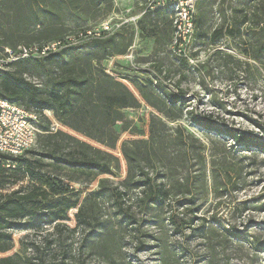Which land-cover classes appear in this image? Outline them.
Instances as JSON below:
<instances>
[{"label": "trees", "instance_id": "16d2710c", "mask_svg": "<svg viewBox=\"0 0 264 264\" xmlns=\"http://www.w3.org/2000/svg\"><path fill=\"white\" fill-rule=\"evenodd\" d=\"M217 2H199L196 37H210L213 44L230 40V47L244 57L218 50L217 70L244 73L255 68L253 62L264 71V0H237L228 8L230 14L222 0L223 23L212 31L208 24ZM113 7V0H0V53L59 44L42 58L21 59L0 73V97L40 116L42 145L33 161L0 154V264H27L13 253L10 232L32 227L24 221L35 217L55 229L67 222L82 229L90 237L88 255L102 264H123L125 235H139L144 222L155 230L153 235L193 229L211 251L230 242L232 232L217 216H198L209 190L206 146L184 121L200 128L212 145L217 199L246 185L248 171L264 156L263 137L230 127L219 113L191 108L184 88L188 77L171 76L162 61L153 64L156 74L143 78L107 73L102 63L124 57L134 39L127 27L113 34H89ZM139 24L154 40V53L174 46L168 6L148 10ZM143 105L152 111L147 130L132 128L122 140L117 123H122V134L131 128L124 111ZM47 113L60 126L56 132ZM20 175L30 183L16 189ZM76 184L84 189L76 192ZM11 185L15 187L6 189ZM257 209L264 210V205ZM156 240L160 263L170 264L169 245Z\"/></svg>", "mask_w": 264, "mask_h": 264}, {"label": "rangeland", "instance_id": "374dc122", "mask_svg": "<svg viewBox=\"0 0 264 264\" xmlns=\"http://www.w3.org/2000/svg\"><path fill=\"white\" fill-rule=\"evenodd\" d=\"M183 0H113V10L104 14L100 20L92 25L89 34H102L105 27L110 28L107 33H116L124 28L132 33L134 39L131 48L124 57L113 58L102 63L107 73L125 78H143L148 74H156L153 64L156 61L164 63L163 69L170 68L171 76L176 79L186 75L188 81L184 83L187 98L191 101V108L199 113H219L227 119L230 127L242 128L247 132H254L264 140V133L257 128L264 129V71L255 63L250 70L235 71L232 75L217 70L219 60L214 56L218 50L233 53L237 58L244 57L230 47V40L222 39L217 44L211 42L210 37L199 39L196 37V28L190 41L178 43L164 53H154V40L147 34V28L141 29L140 21L151 6L152 11L168 6L169 14L174 17V11ZM219 0L212 10L208 26L212 31L220 27L223 18L220 15ZM237 0H226L223 5L228 9L235 5ZM228 14L230 10L228 9ZM239 46V43L236 44ZM36 82L35 79L28 78ZM152 111L145 105L138 109L124 111L125 120L130 124L127 133L122 134V123H117L116 131L121 139H127L132 128L141 131L147 130L148 115ZM51 120V131L56 132L59 124L51 113L46 114ZM156 117L158 115L154 114ZM44 127L48 121L42 118ZM190 133L200 138L206 146L207 170L209 190L207 203L198 216H217L226 229L231 230L230 242L226 247H218L216 251L209 249V242L201 238L193 229L186 228L182 233L175 235H153L155 231L150 223H142L139 235H125L123 243V264H161L160 242L162 238L169 245L172 256L170 264H264V210L257 207L264 205V156L257 159L256 164L246 175V185L236 188L227 197L217 199L213 193L211 152L212 145L204 136L203 131L184 121ZM258 125V126H257ZM42 153L40 141L22 159L35 160ZM18 158V157H15ZM250 162V161H249ZM11 176V174H10ZM21 182L16 189L27 187L28 177L20 175ZM12 178L10 181L14 182ZM15 186H8L12 189ZM76 192L84 189L82 184L74 185ZM256 199V200H255ZM248 201L249 204L243 205ZM32 227L17 229L10 232L13 235V253L19 255L27 264H102L95 257L88 255L86 250V232L74 226L73 223H64L58 229L54 225L41 224L39 217L25 220ZM197 224L193 227H198ZM223 236V235H221ZM227 236V235H226ZM215 257V259L213 258Z\"/></svg>", "mask_w": 264, "mask_h": 264}, {"label": "built area", "instance_id": "2783aa9c", "mask_svg": "<svg viewBox=\"0 0 264 264\" xmlns=\"http://www.w3.org/2000/svg\"><path fill=\"white\" fill-rule=\"evenodd\" d=\"M201 0H183L174 13L175 41H190L195 33L197 6ZM154 5L151 6L153 10ZM108 26L105 32L109 31ZM59 44L39 47L5 49L0 53V73L7 66L26 58H42L50 51H56ZM40 116L34 112L0 97V154L19 157L33 149L40 133ZM10 167V166H8Z\"/></svg>", "mask_w": 264, "mask_h": 264}]
</instances>
